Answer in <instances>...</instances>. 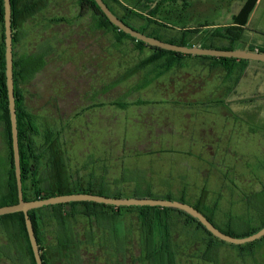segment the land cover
<instances>
[{"label": "rangeland", "instance_id": "374dc122", "mask_svg": "<svg viewBox=\"0 0 264 264\" xmlns=\"http://www.w3.org/2000/svg\"><path fill=\"white\" fill-rule=\"evenodd\" d=\"M119 1L128 5L134 0ZM187 1L185 25L203 27L206 37L215 26L231 22L230 14L245 2ZM109 4L117 14H123L120 6ZM138 9L145 10L143 6ZM132 24L138 26L143 21L134 19ZM1 30L0 25V36ZM166 30L168 36L177 33L175 28ZM27 31V25L23 26L17 59L28 50ZM97 34V91L87 89L84 80L91 74L75 63L72 72L68 67L64 73L68 89H60L58 81L53 89L43 69L28 81L27 108L41 131L60 132L70 171L83 175L94 170L100 179L108 168L111 190L128 194L147 190L154 196H182L191 204L203 197L204 205L215 206L213 217L219 225L229 215L247 217L245 197L264 187V63L243 60L228 72L212 58L196 55L162 74H157L152 64L133 72L150 51H138L130 39L116 43L111 30L99 28ZM263 41L264 0L246 24L240 44L257 46ZM213 42L215 47L227 45L221 38ZM31 94L40 99L30 100ZM55 94L58 98L52 100ZM37 143L41 145L43 139L37 138ZM6 150L0 126V181L4 179ZM46 157L47 153L41 164L43 176L47 175ZM172 218L180 222L170 227L177 264H264V239L253 247V254L242 256L234 244L218 243V261L214 263L203 256L207 235L201 230L186 232L183 217L177 213ZM121 219L123 226L109 227L107 236L96 232L88 246L94 259L84 255L78 264H142L137 217L125 213ZM85 222L81 219L75 224L83 240ZM116 231L125 234L120 250L114 240ZM70 261L59 259L56 264H74ZM0 264L30 263L27 258L11 262L2 257Z\"/></svg>", "mask_w": 264, "mask_h": 264}, {"label": "trees", "instance_id": "16d2710c", "mask_svg": "<svg viewBox=\"0 0 264 264\" xmlns=\"http://www.w3.org/2000/svg\"><path fill=\"white\" fill-rule=\"evenodd\" d=\"M90 6L98 9V29L111 30L115 34L116 43L130 39L138 51L148 49L150 54L142 59L135 67L134 71L143 66L154 65L158 72L162 74L180 64L188 56L174 51L153 47L147 43L132 38L115 27L103 14L95 0H87ZM109 9L127 25L139 32L169 43L184 46H200L204 48L234 49L237 42L242 41L243 33L248 21V17L257 0H245L239 11L231 15V22L225 26H215L214 30L206 37L202 28H188L185 25L186 9L190 5L187 0H134L128 5L119 0H103ZM109 1L120 6L124 11L119 15L109 4ZM11 2V27L12 46L14 38L13 30L17 24L23 22L28 15L33 13L30 8L18 11L19 0ZM139 6L145 10L140 11ZM17 14V15H16ZM16 17V20L14 19ZM143 21V24L136 26L133 20ZM171 21L174 23L173 26ZM0 25L2 27L0 36V126L2 136L7 146L6 166L3 181H0V207L12 205L18 202L17 186L13 167L11 130L8 111V98L5 78V55H4V28H3V3L0 0ZM209 26H214L213 24ZM177 30L176 34L166 35V29ZM221 38L227 41L226 47H215L213 39ZM244 49L264 52V44L261 47L246 46ZM202 58H212L214 64H220L226 71L230 72L234 65L243 59L224 58L213 56H200ZM43 63H28L24 58L14 60L13 54V81L14 97L17 117L18 144L20 154L21 182L24 200H36L50 196L66 195L73 193H91L107 197H150L179 200L188 203L198 209L205 217L219 230L233 237H246L264 227V187L246 196L245 201L248 208V216L236 217L227 216L223 225H219L214 220L215 206H206L201 201L196 203L186 202L182 196L174 197L170 194L154 196L147 190L140 193L138 190L132 194L124 193L120 190H111L108 184V168H104V173L99 179L94 172L79 174V171L72 173L66 161L67 151L62 149L60 132L53 130L41 131L36 122L35 116L27 108V88L29 78L40 70ZM213 64V65H214ZM57 130V129H56ZM41 137L43 143L39 145L37 138ZM43 148V149H41ZM45 158L47 175L41 174V164ZM115 157V156H114ZM117 162L118 158H113ZM1 164V158H0ZM76 174V175H75ZM105 174V175H104ZM121 178H115L119 182ZM125 180V179H124ZM125 213H135L139 222L140 235V256L142 264H177L174 235L170 231L171 225H178V219L173 220L172 214L177 213L183 217V226L186 232L192 230L194 233L203 231L207 235V240L203 242L204 258L210 262L217 263L218 259L215 249L218 243L224 242L209 231L189 214L169 207L159 206H112L90 201H72L42 206L28 211L32 221L36 236L40 256L43 264H56L59 259L71 260V263L78 264L85 255L94 259L90 248L92 246L96 232L105 233L113 225L123 226L121 217ZM85 220L84 234L86 239H80L76 230V222ZM255 220L257 221L255 223ZM84 224V223H83ZM97 229L98 231H96ZM117 232V231H116ZM114 232V240L117 249L124 246L125 234ZM264 239V236L256 241L235 245L240 255L253 254V247ZM230 244V243H228ZM104 246V245H103ZM104 248V247H103ZM120 248V249H119ZM5 257L11 260H23L27 258L30 264H35L25 221L22 212H14L0 216V258Z\"/></svg>", "mask_w": 264, "mask_h": 264}, {"label": "water", "instance_id": "95a60500", "mask_svg": "<svg viewBox=\"0 0 264 264\" xmlns=\"http://www.w3.org/2000/svg\"><path fill=\"white\" fill-rule=\"evenodd\" d=\"M95 2L100 8V10L103 12V14L107 17V19L115 27H117L119 30L123 31L126 34H129L132 38L143 41L150 46L158 47L168 51L189 54V55L236 58L243 60L259 61L264 63V52H260L257 50H247L243 48L217 49V48H204L200 46L188 47L184 45L169 43L154 37H150L124 23L123 20L119 19L109 9V7L106 5V3L103 0H95ZM2 3H3L5 78H6L8 111H9L10 130H11L12 159H13V167H14V173L16 179V186H17L18 202L12 205L1 206L0 216L14 212L23 213L25 227L28 234L35 264H43V263L40 256V251L38 248L32 221L29 217L28 211L35 208H40L42 206L59 204V203H68L72 201H90L95 203L112 205L116 207L159 206V207L175 208L195 218L204 226V228L207 231H209L216 238L224 242L235 245L250 243L264 236V227L260 228L258 231L246 237H233L231 235H228L222 232L221 230H219L217 227H215L205 217V215L201 213L198 209L194 208L188 203H184L179 200L150 198V197H129V198L119 197L118 198V197H107V196L91 194V193H73L66 195L50 196L36 200H24L22 193L17 117H16L15 97H14L11 2L10 0H2Z\"/></svg>", "mask_w": 264, "mask_h": 264}, {"label": "flooded vegetation", "instance_id": "af4514ba", "mask_svg": "<svg viewBox=\"0 0 264 264\" xmlns=\"http://www.w3.org/2000/svg\"><path fill=\"white\" fill-rule=\"evenodd\" d=\"M26 8L32 9L33 13L13 30L16 38L14 60H18L15 53L21 45L23 26L27 25L28 50L19 55V59L24 58L32 64L43 63L40 70L45 71L53 89L56 88L55 81L60 89L67 88L64 73L68 67L72 72L75 63L81 71L91 74L88 79L84 78L87 89L97 91L98 53L94 46L98 47V9L90 6L87 0H19L18 11ZM57 98L55 94L51 99ZM37 99H40L39 95H30V100Z\"/></svg>", "mask_w": 264, "mask_h": 264}, {"label": "crops", "instance_id": "0c3cea01", "mask_svg": "<svg viewBox=\"0 0 264 264\" xmlns=\"http://www.w3.org/2000/svg\"><path fill=\"white\" fill-rule=\"evenodd\" d=\"M262 2V0H257L256 1V3H255V5H254V7H253V9H252V12L250 13V15H249V17H248V21H249V19H250V17H251V15L253 14H255V12H256V10H257V8H258V6H259V4ZM242 6V5H241ZM241 8V7H240ZM238 12V11H237ZM236 12V13H237ZM233 14H235V13H233ZM232 14H230V16H231ZM248 21H247V23H248ZM263 44H264V41L260 44V45H257L256 47H261V46H263ZM249 45H252V46H254L253 44H251V43H245V46H244V44L243 43H241L240 44V42H237L236 43V47L237 48H243L244 49V47H246V46H249Z\"/></svg>", "mask_w": 264, "mask_h": 264}]
</instances>
